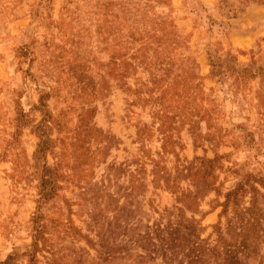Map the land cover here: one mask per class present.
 I'll list each match as a JSON object with an SVG mask.
<instances>
[{
    "label": "rangeland",
    "instance_id": "rangeland-1",
    "mask_svg": "<svg viewBox=\"0 0 264 264\" xmlns=\"http://www.w3.org/2000/svg\"><path fill=\"white\" fill-rule=\"evenodd\" d=\"M0 264H264V0H0Z\"/></svg>",
    "mask_w": 264,
    "mask_h": 264
}]
</instances>
